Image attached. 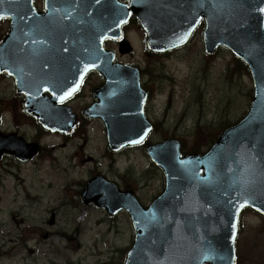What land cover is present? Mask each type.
I'll return each mask as SVG.
<instances>
[{
    "label": "water",
    "instance_id": "1",
    "mask_svg": "<svg viewBox=\"0 0 264 264\" xmlns=\"http://www.w3.org/2000/svg\"><path fill=\"white\" fill-rule=\"evenodd\" d=\"M33 1L0 0V16L11 20L0 46V74L15 78L26 112L45 129L69 133L77 116L63 103L81 89L89 72H98L105 84L94 91L97 102L84 114L104 122L113 152L143 143L153 129L144 114L148 94L139 71L114 63L115 53L104 48L111 39L119 41L122 55L133 51L122 39V26L132 15L147 33L151 52L185 45L204 19L206 53L224 46L248 66L254 83L249 113L207 154L183 157L175 140L147 148L166 178L165 192L149 208L103 177L91 180L83 192L85 204L111 216L120 211L131 216L135 240L126 264H235L243 209L264 216V0H131L129 5L46 0L44 15ZM10 137L0 135V161L4 154L21 162L39 155V145Z\"/></svg>",
    "mask_w": 264,
    "mask_h": 264
},
{
    "label": "rangeland",
    "instance_id": "2",
    "mask_svg": "<svg viewBox=\"0 0 264 264\" xmlns=\"http://www.w3.org/2000/svg\"><path fill=\"white\" fill-rule=\"evenodd\" d=\"M203 28L188 46L165 55L148 52L146 35L134 22L126 29L133 54L120 55L116 44L105 45L117 53L119 62L141 70L142 86L151 95L146 114L157 127L145 146L117 154L107 146L103 123L83 114L94 102L93 91L103 83L98 75L89 77L69 103L80 123V130L69 138L34 127L24 114L22 99L21 106L17 100L13 79L0 76V131H12L13 126L2 128L3 123L10 126L17 115L16 129L21 128L24 139L42 146L33 162L22 164L7 157L0 164V264H124L134 239L131 219L126 212L111 217L105 209L85 205L86 183L101 175L122 190H133L149 206L164 191L165 178L148 158L147 144L177 139L185 152L196 151L198 125L219 136L248 113L250 71L233 74L228 50L208 56ZM9 30V21H3L0 44ZM15 106L13 117L2 111ZM236 251L239 264H264L262 217L250 211L243 214Z\"/></svg>",
    "mask_w": 264,
    "mask_h": 264
},
{
    "label": "trees",
    "instance_id": "3",
    "mask_svg": "<svg viewBox=\"0 0 264 264\" xmlns=\"http://www.w3.org/2000/svg\"><path fill=\"white\" fill-rule=\"evenodd\" d=\"M233 62V66L231 69L232 73H236V72H244L246 75L248 74V68L247 66H245V64L243 62H241L240 60H238L237 58H233L232 60ZM252 93V92H251ZM78 130H80V126L78 128ZM197 133H196V141L195 143L198 146H195L196 151H201L202 149H200L201 147L204 148H209L215 141H213L215 138H217V133H213L211 131H205L204 127L198 125L197 127ZM83 134H87L86 130H83Z\"/></svg>",
    "mask_w": 264,
    "mask_h": 264
},
{
    "label": "flooded vegetation",
    "instance_id": "4",
    "mask_svg": "<svg viewBox=\"0 0 264 264\" xmlns=\"http://www.w3.org/2000/svg\"><path fill=\"white\" fill-rule=\"evenodd\" d=\"M3 78H6V77H3ZM19 99H22V98H18L17 100L19 101ZM20 102V101H19ZM22 104H24V100H22ZM20 106H21V102H20ZM17 106H15V108H11L10 107V112L12 113L11 114V117H13V116H15L16 115V110H17ZM3 110V109H2ZM16 117H17V115L15 116V118L13 117V119H12V121H11V124H10V126H13V131L15 132V133H17V134H22L21 133V128H18V129H16ZM10 126H6L4 123H3V128H8V127H10Z\"/></svg>",
    "mask_w": 264,
    "mask_h": 264
},
{
    "label": "snow or ice",
    "instance_id": "5",
    "mask_svg": "<svg viewBox=\"0 0 264 264\" xmlns=\"http://www.w3.org/2000/svg\"><path fill=\"white\" fill-rule=\"evenodd\" d=\"M261 11H264V9H261ZM0 18H3V17L0 16ZM87 67H88V66H86L85 70H87ZM132 143H137V141H133Z\"/></svg>",
    "mask_w": 264,
    "mask_h": 264
}]
</instances>
